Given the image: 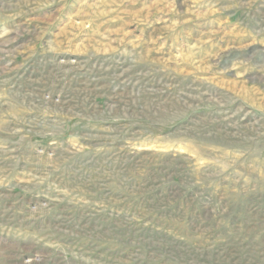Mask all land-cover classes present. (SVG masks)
<instances>
[{
	"label": "rangeland",
	"instance_id": "1",
	"mask_svg": "<svg viewBox=\"0 0 264 264\" xmlns=\"http://www.w3.org/2000/svg\"><path fill=\"white\" fill-rule=\"evenodd\" d=\"M0 264H264V0H0Z\"/></svg>",
	"mask_w": 264,
	"mask_h": 264
}]
</instances>
